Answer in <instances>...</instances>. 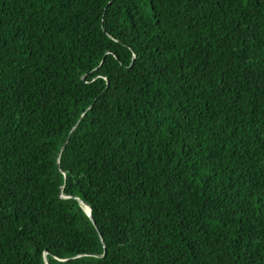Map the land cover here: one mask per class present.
Masks as SVG:
<instances>
[{"label":"trees","instance_id":"16d2710c","mask_svg":"<svg viewBox=\"0 0 264 264\" xmlns=\"http://www.w3.org/2000/svg\"><path fill=\"white\" fill-rule=\"evenodd\" d=\"M44 257L264 264V0H0V264Z\"/></svg>","mask_w":264,"mask_h":264},{"label":"water","instance_id":"95a60500","mask_svg":"<svg viewBox=\"0 0 264 264\" xmlns=\"http://www.w3.org/2000/svg\"><path fill=\"white\" fill-rule=\"evenodd\" d=\"M79 203L81 204L83 210L85 211V213L88 215V217L91 219V214H90V208L89 206L84 203L83 201L79 200ZM84 206L87 207V209L84 208ZM44 264H47V259L44 257Z\"/></svg>","mask_w":264,"mask_h":264},{"label":"bare ground","instance_id":"6f19581e","mask_svg":"<svg viewBox=\"0 0 264 264\" xmlns=\"http://www.w3.org/2000/svg\"><path fill=\"white\" fill-rule=\"evenodd\" d=\"M84 208H85V209H87V207H86V206H84Z\"/></svg>","mask_w":264,"mask_h":264}]
</instances>
